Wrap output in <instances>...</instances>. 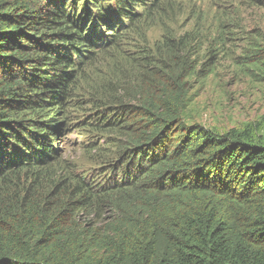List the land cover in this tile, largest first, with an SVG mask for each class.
Here are the masks:
<instances>
[{"label": "trees", "instance_id": "obj_1", "mask_svg": "<svg viewBox=\"0 0 264 264\" xmlns=\"http://www.w3.org/2000/svg\"><path fill=\"white\" fill-rule=\"evenodd\" d=\"M76 1L0 0V264H264V131L187 118L213 66L184 38L127 80L88 87L121 113L94 121L118 137L108 179L62 159L71 127L57 117L84 60L115 45L138 7L149 20L175 2L85 0L79 12ZM249 45L244 72L264 67L262 41Z\"/></svg>", "mask_w": 264, "mask_h": 264}, {"label": "rangeland", "instance_id": "obj_2", "mask_svg": "<svg viewBox=\"0 0 264 264\" xmlns=\"http://www.w3.org/2000/svg\"><path fill=\"white\" fill-rule=\"evenodd\" d=\"M71 1L65 0L64 7L70 8ZM76 3L79 12L88 9L85 0ZM164 7L149 20L143 19L145 9L138 7L140 16L134 24L128 22L131 29L114 40L115 45L89 55L75 81L76 91L60 109V126L68 121L66 126L71 128L57 145L62 159L81 177L109 178L113 141L118 142V137L115 131L97 130L94 121L103 113L112 122L121 115L115 105L106 104V108L90 86L112 87L110 81L127 80L125 76L142 70L146 55L163 53L170 37L176 43L184 38L188 54L199 66L212 61L213 73L204 82L192 84L194 100L187 118L219 133L248 127L264 131V67L260 66L263 72L260 67L244 72L243 65L252 39H260L264 46V0H175L172 7Z\"/></svg>", "mask_w": 264, "mask_h": 264}]
</instances>
